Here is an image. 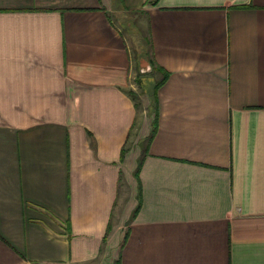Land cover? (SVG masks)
I'll return each instance as SVG.
<instances>
[{
  "label": "crops",
  "instance_id": "obj_1",
  "mask_svg": "<svg viewBox=\"0 0 264 264\" xmlns=\"http://www.w3.org/2000/svg\"><path fill=\"white\" fill-rule=\"evenodd\" d=\"M118 260L264 264V0H0V264Z\"/></svg>",
  "mask_w": 264,
  "mask_h": 264
},
{
  "label": "trees",
  "instance_id": "obj_2",
  "mask_svg": "<svg viewBox=\"0 0 264 264\" xmlns=\"http://www.w3.org/2000/svg\"><path fill=\"white\" fill-rule=\"evenodd\" d=\"M153 67V66H152ZM154 70V67H153ZM160 72L162 73V77L155 83V89H154V95H153V102H154V111H153V120H152V132L150 134L149 139L153 140V138L155 137L157 131H158V118H159V99H158V91L159 89L165 84V82L168 79V73L159 69ZM142 162L139 163V168H141ZM114 264H121V261L118 260L116 261Z\"/></svg>",
  "mask_w": 264,
  "mask_h": 264
},
{
  "label": "rangeland",
  "instance_id": "obj_3",
  "mask_svg": "<svg viewBox=\"0 0 264 264\" xmlns=\"http://www.w3.org/2000/svg\"><path fill=\"white\" fill-rule=\"evenodd\" d=\"M148 70V69H147ZM146 68L143 70L142 74L144 75L147 72ZM149 76V75H146ZM147 77L143 76V79L146 80ZM152 78V77H151ZM142 86V84H141ZM142 89H145L144 91ZM154 89L155 87H153V84H143L142 88H140V92H139V96L140 95H146V94H153L154 93ZM150 92V93H149ZM149 101V109H150V116L153 115V111H154V102H153V98L151 96V98H148ZM142 114V113H141Z\"/></svg>",
  "mask_w": 264,
  "mask_h": 264
}]
</instances>
